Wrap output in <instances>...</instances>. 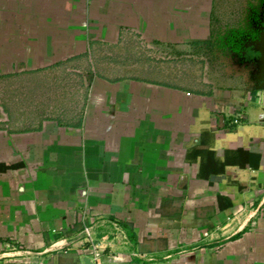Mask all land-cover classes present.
Returning a JSON list of instances; mask_svg holds the SVG:
<instances>
[{
  "label": "crops",
  "instance_id": "crops-1",
  "mask_svg": "<svg viewBox=\"0 0 264 264\" xmlns=\"http://www.w3.org/2000/svg\"><path fill=\"white\" fill-rule=\"evenodd\" d=\"M241 2L0 0V264H93L84 228L101 264H264V7ZM211 45L212 71L153 69Z\"/></svg>",
  "mask_w": 264,
  "mask_h": 264
},
{
  "label": "rangeland",
  "instance_id": "rangeland-1",
  "mask_svg": "<svg viewBox=\"0 0 264 264\" xmlns=\"http://www.w3.org/2000/svg\"><path fill=\"white\" fill-rule=\"evenodd\" d=\"M242 5L246 6V4H248L247 6L254 9V6L257 8L256 10L261 11V8L264 7V0H242ZM252 5V6H251ZM255 23H258L257 21ZM258 25V24H257ZM186 48H182V49H171L166 50V49H160L158 50L157 53H155L156 58H153L152 60L155 61V66H154V70L158 72V70H161V72L164 73H177V71L175 70V67H173L174 65L176 66L175 62L180 61L181 59H206V62L208 63L207 65H202L199 61L197 63H195L194 68L196 69V71L201 72L202 68L208 67V70L212 71L213 67H216L218 65L217 60L218 59H224L223 57V53L220 52L224 51L221 49H218L216 46L211 45L210 49L208 46H206V49H202V48H194L192 49V53H187L186 50H184ZM142 49L140 48L139 52H141ZM149 54L148 50H147V55ZM193 55V58H189L190 56ZM154 55H151V57ZM150 58V57H149ZM227 58V57H226ZM131 59H142L141 55L136 57V56H132ZM196 61V60H194ZM173 63V66H169L170 63ZM181 63H178V65H180ZM141 66V65H140ZM207 70V68H206ZM159 76V75H158ZM164 76V74H163ZM159 78V77H158ZM163 78V77H162ZM160 78V80L162 79ZM159 80V81H160Z\"/></svg>",
  "mask_w": 264,
  "mask_h": 264
},
{
  "label": "water",
  "instance_id": "water-1",
  "mask_svg": "<svg viewBox=\"0 0 264 264\" xmlns=\"http://www.w3.org/2000/svg\"><path fill=\"white\" fill-rule=\"evenodd\" d=\"M254 51L259 53L260 56V79L264 83V27H261V33L257 41L253 43ZM264 88V84L262 85Z\"/></svg>",
  "mask_w": 264,
  "mask_h": 264
},
{
  "label": "built area",
  "instance_id": "built-area-1",
  "mask_svg": "<svg viewBox=\"0 0 264 264\" xmlns=\"http://www.w3.org/2000/svg\"><path fill=\"white\" fill-rule=\"evenodd\" d=\"M83 235L84 237L81 239L85 244H89L93 253V257H92V262L93 264H101L99 261V255L97 252V247L95 245L92 244V239H91V233L90 230L88 228H84L83 230ZM205 236H207V234H205Z\"/></svg>",
  "mask_w": 264,
  "mask_h": 264
},
{
  "label": "trees",
  "instance_id": "trees-1",
  "mask_svg": "<svg viewBox=\"0 0 264 264\" xmlns=\"http://www.w3.org/2000/svg\"><path fill=\"white\" fill-rule=\"evenodd\" d=\"M235 154H237V160L239 161V164H238L239 168H237V170H241V169L245 168L243 163H244L245 157L247 156V152H245L244 150L240 149V150H237ZM14 168H17V166H10V167L8 166L7 167V166H4V165H0V172H6L7 170L14 169Z\"/></svg>",
  "mask_w": 264,
  "mask_h": 264
}]
</instances>
